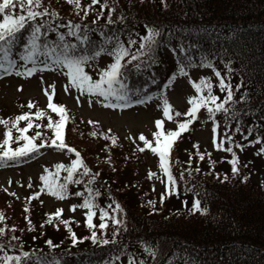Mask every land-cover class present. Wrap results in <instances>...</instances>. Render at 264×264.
Instances as JSON below:
<instances>
[{"label":"trees","instance_id":"16d2710c","mask_svg":"<svg viewBox=\"0 0 264 264\" xmlns=\"http://www.w3.org/2000/svg\"><path fill=\"white\" fill-rule=\"evenodd\" d=\"M102 4L106 9L97 20ZM41 5L40 11L47 9L49 14L56 13L55 17L48 15L43 18L48 23L67 25L71 21L88 26L82 27L81 33H86L92 44L83 47L86 51L91 48L100 52L95 60L103 55L109 56L108 50L115 43L114 40L113 45L104 44L109 36L119 37L127 49L126 41L130 37L135 39L139 33L146 35L147 28L152 32L159 30L157 39L163 43L158 41L159 47L153 48V64L138 71L129 64L121 81L135 93L132 99L152 97L162 91L181 66L211 64L225 77H228L226 67H230L234 99L239 101L240 95L246 93L248 100L234 105L236 119L229 120L223 113L217 114L216 118L223 125L241 127L246 134L251 127L255 138H262L264 147V0H98L95 6L91 0H80V7L74 0L71 3L69 0H41ZM109 11L116 21L113 25L106 24ZM14 14H21L18 3ZM121 16L124 18L122 23L119 21ZM93 20H97L96 25L92 24ZM60 31L65 34L66 41L78 43L74 37L67 36V27ZM169 32L171 35L167 36ZM185 36L199 47L192 52L193 63L190 58L184 60L183 54L168 47L171 44L174 48L177 39ZM30 39L31 30L28 29L16 39L13 52L24 54V47ZM54 39L56 34H50L48 43ZM237 84H242L239 91L235 89ZM58 106L65 109V144L75 150L70 154L75 156V152H79L90 172L100 173L91 185L93 194L97 189L101 192L94 202L105 209L112 201L121 205L118 216L124 223L120 226V243L101 247L92 245L87 239L73 245V232L78 238L90 237L85 223L72 221L63 215L61 219L67 220L68 224H60L56 230L57 222L54 220L50 225L47 220L52 213L38 212L33 203L20 204L17 195L4 196L3 192L0 193V213L4 216L0 227L6 229L0 235L3 251L11 255L29 252L31 259L24 258L27 264H36L37 257L49 261L55 258L59 264H96L97 261L113 264L115 254L125 262L128 256H132L136 264L141 259L145 264H264V181H256L245 164L239 163V174L233 175L226 160L204 155L203 162L197 158L182 170L183 177L178 175L180 192L166 194L161 200V193L151 182L153 176L139 177L138 158L127 154L115 135L105 133L100 126L83 123L67 107ZM37 112L43 115L37 118ZM33 113V128L28 134L35 136L39 131L40 140L43 139L45 147H49L54 139V128L49 129L47 124L51 120L55 125L59 115L38 107ZM202 121L205 120L198 119V122ZM40 140L37 138L35 142ZM88 143L94 144L93 149L87 146ZM49 148L68 152L67 148ZM188 158L187 155L184 161ZM210 166L221 177L227 173L228 180L221 182L215 179L214 173H209ZM196 168L200 172H196ZM52 175L49 174L50 177ZM66 175L61 170V182ZM245 176L248 177L246 181L243 180ZM88 179L84 177L85 181ZM76 191L84 193L77 197L82 202L89 195L85 184L69 185V195ZM194 194H198L203 214L191 212ZM184 201L188 202L187 208L183 206ZM25 208L29 209L27 213ZM96 211L99 212V207ZM112 229L109 221L106 229L109 236ZM97 235H100L98 229ZM13 236L17 239H12ZM49 239L53 241L52 246L45 244Z\"/></svg>","mask_w":264,"mask_h":264},{"label":"snow or ice","instance_id":"6c2138e0","mask_svg":"<svg viewBox=\"0 0 264 264\" xmlns=\"http://www.w3.org/2000/svg\"><path fill=\"white\" fill-rule=\"evenodd\" d=\"M69 2L71 3L73 0H69ZM74 2L77 7L81 6L80 0H74ZM17 3L19 4L21 14H14L17 8ZM97 3L98 0H91L93 6L97 5ZM41 6V0H2V2H0V15H2V21H0V71H3L6 75H11L15 72L17 76L31 78L34 74L38 72L42 73L46 70H66L63 73L64 76H66L69 85V87L64 89L66 92H69L74 88L81 94L87 93V96L89 97V105L93 103L91 98L96 97L97 100L95 102L97 103L100 102L99 98H103V101L105 102L104 107L106 108L123 109L129 107L132 104V96L135 95V93H132L121 81L126 76V70L129 64H132L137 71L142 67H150L151 64H153V60L155 59L153 48H158L159 44L163 43V41L157 39V37H160L159 30L152 32L147 28L146 35L139 33L136 34L135 39L130 37L126 41L128 45L127 49H125L124 45L120 42L119 37H107L104 41L105 45H113V41L115 40L111 50H108V55L109 57H114V62L110 61L104 68H97L92 61L100 55V52L93 51L91 48L86 51L83 47L92 44L89 36L86 33H81L82 27L87 28L88 26L82 25L81 23H73L71 21L67 25L48 23L43 18L48 15L55 17L56 13L49 14L47 9L40 11L39 9ZM100 9L101 11L97 13V20L102 17V12L106 9V5H100ZM84 15H87V10L84 11ZM123 19L124 18L121 16L119 21L122 23ZM97 20H93L92 24L96 25ZM114 23H116V21L112 19V13L109 11L106 24L113 25ZM64 27H67L68 29L67 36L74 37L75 41L78 43L66 41L65 34L60 31V29ZM28 29L31 30V39L24 47V54L19 55L17 59H14L13 46L15 41L19 35ZM50 34H56V39L52 40L51 43H48V37ZM170 35L171 33L169 32L167 36ZM158 41L159 44L157 43ZM133 47H135V51H132ZM168 47L174 52L183 54L184 60H189L190 58L191 63H193V50L199 48L194 43L188 41L187 36L179 37L174 48L171 44H169ZM88 52H91V55H89ZM126 57H130V59L125 60ZM19 61H23V63L19 64ZM122 61H124V63H122ZM28 64H31V67H28ZM205 66L214 71L215 78L218 81L219 95L213 94V84L208 79L201 78L199 83L193 81L192 87L195 89V95L188 100L190 107L185 113V121L178 124V130L167 131L166 133L162 131L155 132V147H151L149 140L146 139L143 134L139 137V140L143 142L145 147H151V151L158 155L159 169L167 178L165 192L161 193V200L165 193L170 194L178 191V182L174 179L169 167L170 150L173 148L174 142L177 141V138H182V133L188 130L190 125L198 119H203L205 121L211 119L213 124V144L219 147L220 143H223L224 141L221 140L220 143L217 142L219 132V123L216 120L217 114L223 113L229 120L236 119L237 110L234 105L236 103L247 102L248 100V95L246 93L240 95L239 101L234 99L233 85L230 80L232 69L230 67H226L228 77H225L220 70L215 69L211 64ZM179 67L180 66L178 65L177 68ZM86 68L88 71H86ZM20 69H23V71H20ZM181 71H183V69ZM91 73H95L98 78L94 79ZM241 87L242 84H237L235 86L236 91H239ZM110 98L114 99L117 103H112ZM47 99L48 107L53 113L59 115V119L55 122V125L51 120H49L47 124L49 129L54 128V139L51 140V143L48 146L60 149L67 148V151L72 153L75 150L65 144V109L53 102L52 95H47ZM146 100H151V96H145L142 99H137L135 102L137 104H143ZM77 102H80L79 99ZM28 107L32 108L33 105L29 103ZM170 111V105L167 100H165L163 116L168 117L169 120H171ZM42 115V112L36 113L37 118ZM175 115L180 116L181 113L176 112ZM20 121H26L27 126L17 127ZM0 123H3L7 127L9 122L7 120H0ZM161 123L162 121L160 119L155 121L157 129L161 128ZM11 127L16 128L19 133L15 138L16 142L23 141V143L13 149L11 147V143L13 142L12 132L11 130L6 131L4 133L5 138L3 140V145L0 146V164L7 162L15 163L25 158H30L46 146L43 139H41L39 143L35 142L37 137L41 136L39 131L35 133V136L26 134L33 128L29 114L25 113L16 116ZM38 127L39 125H37V128ZM225 128H228L227 124L225 125ZM235 132L240 134L242 132L241 127L237 126ZM251 134L252 128L249 127L247 135H243L242 139L249 144H259L262 142L260 136H257L255 140L248 141V136ZM223 135L227 142L231 144V135L228 132H225ZM145 147H141L139 151L144 152ZM196 147V145H193L194 151ZM235 147L242 150L244 144L237 143ZM225 151L231 154V159L227 161V163L230 164L231 173L233 175H238V157L233 151V147L228 146L225 148ZM256 155H264V147L260 148ZM199 160L203 162L205 156L199 155ZM244 166L247 167V165ZM55 168L57 171L51 177L47 174L39 177L43 182V188L41 191L46 189L51 196H54L59 200H64L66 196L69 195V185L85 184L89 194L88 197L83 199V202L79 207L86 210L84 217L85 226L90 230V237L85 236L78 238L73 232L71 243L75 245L82 240L90 239L91 244L94 246L103 247L110 244L117 246L120 243L118 240V237L121 234L120 226L124 223V221L118 216L122 209L121 205L115 201H112V203L108 205V209H105L103 206H99L94 202L96 197L101 196V192L97 189L93 194V188L91 185L97 180L100 173L90 172L89 168L85 166L84 161L81 159L79 152H75V158L71 159L70 165L65 166L62 163H57ZM61 170L67 173L62 182L60 181ZM195 171L200 172V169L196 168ZM44 172L47 173L48 169L45 168ZM209 173H214V178L221 182L227 181L229 178L227 173L221 177L219 172H214V169H212L211 166L209 168ZM152 175V173H149V178H151ZM183 176L184 173H181V177ZM84 177H89V179L85 181ZM247 179L248 177H243L244 181ZM29 187H31V185H29ZM71 195L81 197L84 193L82 191H76L75 193H71ZM149 203L152 202L149 201ZM113 204L115 205L114 208ZM183 206L187 208L188 202L184 201ZM98 207L99 224L97 225L95 219L97 218L96 209ZM190 208L193 214L201 212V202L198 198V194H194V199L191 202ZM69 210L75 213L77 205H71ZM28 211L29 209H24L25 213ZM201 214H203V212H201ZM62 216L63 209H56L54 213L47 216L48 224L51 225L55 220L57 222L56 230H59L58 225L68 224L67 220L61 219ZM3 220L4 216L0 213V221ZM109 221L113 225L110 236L106 233ZM41 227H43V225H41ZM97 229L100 231L99 236L97 235ZM5 231V228L0 227V235H3ZM12 231L14 232L15 228H13ZM68 231L71 232L72 229L69 228ZM12 239H17V237L13 236ZM45 244L52 246L53 241L51 239L46 240ZM3 250L4 245L0 244V252H3ZM145 251H147V249H145ZM24 258L31 259L30 253L27 251L23 252L21 255H8L5 253L0 256V264H13V262H15V264H27V260ZM120 259L121 256L115 254V260ZM36 264H59V261L55 258L49 261L46 258L37 257ZM96 264H109V261H97ZM125 264H136L135 258L128 256ZM139 264H145V261L141 259Z\"/></svg>","mask_w":264,"mask_h":264},{"label":"rangeland","instance_id":"374dc122","mask_svg":"<svg viewBox=\"0 0 264 264\" xmlns=\"http://www.w3.org/2000/svg\"><path fill=\"white\" fill-rule=\"evenodd\" d=\"M18 63L22 64L23 62L19 61ZM94 65L97 68L104 67L106 60L94 63ZM27 66L31 67V65ZM20 71H23V69H20ZM64 71L66 70H46L42 73L34 74L31 78L17 76L15 72L11 75H6L3 71H0V120L9 122L7 127L0 123V146L3 145L4 133L11 130L13 137L11 147L13 149L16 147L15 138L19 133L11 125L18 115L27 113L31 117L32 110L28 107L29 103L40 104L42 109L52 113L48 107L47 99V95H52L54 103H63L69 107L70 111L83 123L100 125L105 133L115 135L118 139V144L123 145L126 153L138 158L136 164L139 169V177L146 176L148 171H154L155 175L152 184L156 187L159 194L164 193L167 178L159 169L158 155L151 151V147L156 146L154 133L157 131L166 133L167 131L178 130V124L185 121V113L190 107L188 100L195 95V89L192 87L193 81L197 80L199 83L202 77H207L214 86L213 94L219 95L218 81L215 78L214 71L211 68H194L183 76L179 75L176 77L177 80L173 86L167 88L166 98L151 99L143 104L132 103L129 107L123 109L106 108L104 107L103 98H99L100 102L97 103L95 102L97 100L96 97L91 98L93 103L89 105L87 93L81 94L74 88L66 92L64 89L69 87V85L66 76L63 74ZM93 74V77L96 78L95 73ZM78 99L79 103L77 102ZM110 100L112 103H117L113 99ZM165 100L169 101L171 120L163 116ZM181 111L183 113L180 116L175 115L176 112ZM157 119L162 121L159 130L155 126ZM26 124V121H20L17 127H26ZM231 131L234 136L232 141L235 145L237 143L244 144L242 150L236 148L233 142L229 144L225 139L223 134L225 132L230 134ZM141 134L149 140L151 147H145L143 142L139 140ZM243 135V132L237 134L233 127L229 128V126L222 131L220 124L217 142L220 143L221 140L224 142L217 147L213 144L212 121L198 122L197 120L194 126L190 125L189 130L182 133V138L179 137L174 142V151L170 156V160L172 158L176 172L180 173L184 172L182 170L185 169L186 165L197 161L196 159L199 158V155H211L214 159L231 158V154L225 151L226 147L231 146L241 162L247 165L254 179L262 182L264 181V155H256L262 145L260 143L249 144L242 139ZM248 138L251 139L249 136ZM89 145L93 149L94 144L88 143L87 146ZM193 145L197 146L195 151L193 150ZM80 147L83 149L82 146ZM141 147H145L144 152L139 151ZM187 155L189 158L185 162L184 158ZM72 158V156L69 157L59 151H44L40 157L25 166L0 168V193L4 192V196L15 194L19 197L20 204L33 203L36 206L35 210L38 212L50 213L55 212L58 208L63 209V215L69 217L72 221L83 222L85 210L79 207L75 199L65 198L64 200H59L45 191L39 197L35 196V193H41V180L39 177L44 172V169H48L58 162L69 163ZM71 205H77L75 213L69 210ZM5 253L8 254L5 251L0 252V256ZM115 261H117L116 264H125L124 259Z\"/></svg>","mask_w":264,"mask_h":264}]
</instances>
